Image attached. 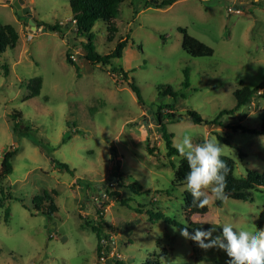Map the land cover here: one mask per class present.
Here are the masks:
<instances>
[{"label": "rangeland", "instance_id": "374dc122", "mask_svg": "<svg viewBox=\"0 0 264 264\" xmlns=\"http://www.w3.org/2000/svg\"><path fill=\"white\" fill-rule=\"evenodd\" d=\"M26 5L39 22L61 24L63 35L41 27L28 38L25 17L0 4V23L19 33L16 45L0 54V163L6 151L16 150L12 172L0 182V264H142L152 255L161 264H226V252L201 249L180 235L187 223L186 187L173 185L180 156L166 155L156 114L163 116L169 109L159 107L168 105L181 116L174 122L163 117L174 147L184 135L196 144L217 138L237 178L245 177L246 168L264 171V135L231 128L258 129L264 119V0H175L163 8L150 0H122L111 41L103 21L91 29V45L101 55L127 39L121 57L107 65L84 59L87 36L71 29L69 0ZM179 28L213 54H187ZM74 52L77 60L67 63L66 54ZM118 67L127 76L118 77ZM34 77L42 79L40 93L25 99ZM257 86L245 105L219 118L222 125L196 124L187 115L196 111L211 120L235 107L234 91ZM14 112L21 117L14 120ZM148 139L154 154L147 151ZM98 184H108L103 194ZM44 191L56 211H35L32 199ZM156 212L175 224L151 219ZM191 220L214 227L213 236L225 223L255 232L264 228V191H252L247 200L227 197L219 207L212 197L208 212ZM84 221L100 225V234ZM99 241L120 258L101 260Z\"/></svg>", "mask_w": 264, "mask_h": 264}, {"label": "trees", "instance_id": "16d2710c", "mask_svg": "<svg viewBox=\"0 0 264 264\" xmlns=\"http://www.w3.org/2000/svg\"><path fill=\"white\" fill-rule=\"evenodd\" d=\"M122 0H69V8L71 11V19L75 20V23L73 25V31H75L77 34H81L87 36V40L82 43V49L86 52L84 55V59L90 63L91 65L96 64H103L107 65L110 63V60L114 58H120L122 55V50L125 47L127 39H120V41L117 42L114 50L110 54L101 55L98 52L95 51L94 47L91 45V41L93 39V36L91 35V29L96 21L101 20L106 25L107 30V40L111 41L116 33V26L114 25V19L118 10V6L121 3ZM175 0H150V4L153 5L156 8H163L170 6ZM148 5H146L147 7ZM22 18V17H21ZM25 19V18H23ZM37 24L39 26H42L46 30L59 33V35H63L60 31L61 24H49L44 22H39L37 20ZM179 31L182 33V49L189 54L190 56L194 57H202V56H211L213 54V50L208 45L204 44L203 42L199 41L195 37L189 35L185 29L179 28ZM18 40V32L17 30L10 24H2L0 23V54L4 53L7 48H13ZM70 54H66V62L69 64H74L75 62L71 60ZM119 69V72L123 73V76L126 75V72L123 71L120 67L115 68ZM187 70H184L185 79L183 84L187 87ZM42 85V79L40 77H34L30 79L27 82V88L29 89V93L25 96V99L33 98L40 93ZM131 89L136 93L138 100L140 101V96L138 94L136 86L131 82L129 84ZM259 87L254 88H247L243 87L242 89L236 90L233 92V95L236 99V105L234 108L230 110H221L218 115L211 119V120H204L202 119L196 111H188L187 115L188 117L196 124H210L215 125L219 124L222 125V123L219 121V118L223 114H232V112L239 108L242 105H245L250 97H253L257 94L259 91ZM163 107H167L169 110L161 115V113L156 114V121L160 127L161 130V137L165 142L166 146V155L172 156V155H178L180 156L179 152L177 151V148H175L172 144V135L169 133L163 124V120L167 121H179L181 119L180 115H176L173 111H171L172 107L165 105L160 106L159 108L162 109ZM21 117V114L19 112H14L13 119H19ZM165 119H164V118ZM233 129H241L242 131H253L257 134H263L264 135V119L262 124L258 129H247L242 126H231ZM13 131H17V124L14 123L12 125ZM219 139H222L226 142V139L224 137L219 136ZM149 139L147 140V151L149 154L155 153V147L151 146L149 144ZM16 150L11 149L6 151L3 154V157L1 159L0 163V182L3 178H5L8 174L12 172V165H11V158L14 156ZM221 159L227 164L228 166V173L226 176V188H225V194L227 197L238 199V200H247L250 199L252 196V191L254 190H263L264 191V171H258L256 169L252 168H246V175L242 178H237L233 171H234V163L233 161L225 156H221ZM62 168H68L66 164H58ZM190 171L187 160L180 156V161L177 166V168L174 171V179H173V185L179 186V185H186L185 177ZM120 185H123V182H119ZM128 186L132 187V189H140L141 186L139 184H128ZM2 189V187H1ZM112 196L117 198L119 196L118 191L111 192ZM3 196V195H2ZM121 203H125L123 199L120 200ZM35 211H39L42 213H49L51 211H56V206L53 203L52 197L48 192H43L42 196H36L32 199ZM47 203L46 207H43V204ZM215 204L219 207L221 205L220 199H215ZM186 224L183 226L187 227L188 231L190 233L194 232L195 229H205V228H212L211 225L208 224H202L193 222L191 220V216L194 214H200L203 215L208 212V205H206L203 208L198 207L196 204H193L192 196L191 194L185 190L183 192V206H182ZM102 211L97 210L98 216L102 215ZM8 210L5 211L4 215V221L7 222L8 220ZM149 217L162 219L166 223H173L175 224V220L168 218L167 216L163 215L162 213L156 212V213H149ZM82 218V216H80ZM101 218V216H100ZM84 223L91 228L92 231L96 232L98 235L100 234V225L94 226L89 225L88 221H84ZM220 230V229H219ZM105 241V240H104ZM99 241L97 245V253L98 256L101 255L103 251L107 253L110 249L105 244L103 247ZM166 250H163L161 254H165ZM142 264H161L159 255H152L148 257L144 263Z\"/></svg>", "mask_w": 264, "mask_h": 264}, {"label": "clouds", "instance_id": "9594fccd", "mask_svg": "<svg viewBox=\"0 0 264 264\" xmlns=\"http://www.w3.org/2000/svg\"><path fill=\"white\" fill-rule=\"evenodd\" d=\"M260 139L264 142V137ZM175 147L188 162L190 171L185 177V187L192 196L193 204L203 208L212 197L227 199L225 188L228 166L221 159L224 146L217 138L205 139L202 144H196L190 135H184ZM221 228L220 234L213 236L216 231L214 227L195 229L192 233L184 227L180 235L194 241L201 249L216 248L226 252L230 258L226 264H264V228L250 232L234 229L230 223L223 224Z\"/></svg>", "mask_w": 264, "mask_h": 264}, {"label": "water", "instance_id": "95a60500", "mask_svg": "<svg viewBox=\"0 0 264 264\" xmlns=\"http://www.w3.org/2000/svg\"><path fill=\"white\" fill-rule=\"evenodd\" d=\"M29 0H0V4H10L16 11L18 16H24L25 28L29 29L31 33L39 29V24L36 23L35 18L32 15V8L26 5ZM46 29L43 28V31Z\"/></svg>", "mask_w": 264, "mask_h": 264}, {"label": "built area", "instance_id": "2783aa9c", "mask_svg": "<svg viewBox=\"0 0 264 264\" xmlns=\"http://www.w3.org/2000/svg\"><path fill=\"white\" fill-rule=\"evenodd\" d=\"M229 12H239L238 10H232V9H230L229 10ZM70 23L72 24V25H74V23H75V20L74 19H70ZM32 35L31 34H29L28 35V38H30ZM76 52H74V53H70V58H71V60L72 61H76L77 59H76ZM118 77H124L123 76V73L122 72H118ZM104 246H105V242H104ZM103 254L102 255H100V259L101 260H103V261H105V257L106 256H108V258L110 257V258H120V255H118V254H116L115 253V251L113 250V249H110L107 253H105L104 251L102 252Z\"/></svg>", "mask_w": 264, "mask_h": 264}, {"label": "crops", "instance_id": "0c3cea01", "mask_svg": "<svg viewBox=\"0 0 264 264\" xmlns=\"http://www.w3.org/2000/svg\"><path fill=\"white\" fill-rule=\"evenodd\" d=\"M2 6L3 7H8L9 6V4H2ZM236 7V6H235ZM11 8V7H10ZM71 19V18H70ZM35 21H36V23H37V20L35 19ZM71 24V23H70ZM42 26H39V29L41 28ZM73 25L71 24V29L73 30ZM38 29V30H39ZM25 30L28 32V34H33V33H31L30 31H29V29H26L25 28ZM38 30H36V31H38ZM35 30L33 31V32H36ZM18 32V31H17ZM18 38H19V33H18ZM81 50H83L84 51V49H81ZM84 53H86L85 51H84ZM85 55V54H84ZM84 55H83V57H84ZM126 76H127V73H126ZM107 186H108V184H98L97 185V191L99 192V194H103L102 192H105L106 191V188H107ZM114 191H117V190H115L114 189ZM98 203V202H97ZM113 239V238H112Z\"/></svg>", "mask_w": 264, "mask_h": 264}, {"label": "flooded vegetation", "instance_id": "af4514ba", "mask_svg": "<svg viewBox=\"0 0 264 264\" xmlns=\"http://www.w3.org/2000/svg\"><path fill=\"white\" fill-rule=\"evenodd\" d=\"M11 8H13L12 6H10Z\"/></svg>", "mask_w": 264, "mask_h": 264}]
</instances>
